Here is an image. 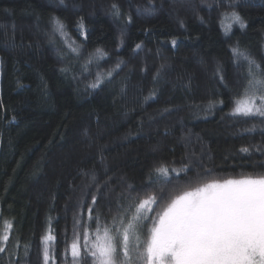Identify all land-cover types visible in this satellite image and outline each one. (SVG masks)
Wrapping results in <instances>:
<instances>
[{"label":"trees","instance_id":"16d2710c","mask_svg":"<svg viewBox=\"0 0 264 264\" xmlns=\"http://www.w3.org/2000/svg\"><path fill=\"white\" fill-rule=\"evenodd\" d=\"M232 11L246 27L225 34ZM234 47L264 70V0H0V228L19 241L0 264H44L49 233V264H72L81 211L110 224L161 164L166 191L264 173V118L232 115L247 74Z\"/></svg>","mask_w":264,"mask_h":264},{"label":"snow or ice","instance_id":"6c2138e0","mask_svg":"<svg viewBox=\"0 0 264 264\" xmlns=\"http://www.w3.org/2000/svg\"><path fill=\"white\" fill-rule=\"evenodd\" d=\"M113 9L119 15L116 5ZM53 24V32L67 41L63 22L54 18ZM234 24L241 29L246 27L239 13H224L221 25L225 34L231 32ZM79 27L83 29L82 20ZM73 43L68 48L76 53ZM171 43L175 45L176 40ZM232 52L237 60L247 64L246 84L235 100L232 115L264 118V70L246 50L234 47ZM106 55L97 49L89 63ZM220 79L223 81L222 75ZM101 83L102 75L97 73L90 87L98 88ZM240 151L247 153L249 149ZM171 171L177 172L175 168ZM154 172L156 176L149 178L143 194L130 197L127 206L118 205L110 224L103 222L99 214L93 216L92 207H88L89 228L83 223L85 217L81 211L70 245L72 264H81L84 256L91 257V264H264V173L203 181L190 190L173 187L166 191L172 183L165 179L169 177L170 167L161 164ZM162 179L163 184L149 191ZM96 202L93 196L92 204ZM12 236L13 223L4 220L0 228V254L15 256L19 241L10 240ZM55 240L51 233L42 237L44 264L53 258L50 250ZM68 252L66 247L65 255Z\"/></svg>","mask_w":264,"mask_h":264},{"label":"rangeland","instance_id":"374dc122","mask_svg":"<svg viewBox=\"0 0 264 264\" xmlns=\"http://www.w3.org/2000/svg\"><path fill=\"white\" fill-rule=\"evenodd\" d=\"M263 52H264V48H263Z\"/></svg>","mask_w":264,"mask_h":264}]
</instances>
